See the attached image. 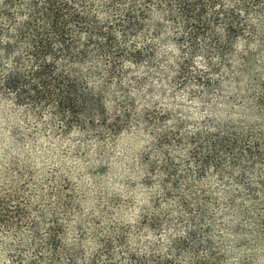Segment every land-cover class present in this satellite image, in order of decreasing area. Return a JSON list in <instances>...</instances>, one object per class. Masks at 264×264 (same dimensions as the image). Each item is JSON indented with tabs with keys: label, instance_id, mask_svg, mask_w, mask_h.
Here are the masks:
<instances>
[{
	"label": "trees",
	"instance_id": "1",
	"mask_svg": "<svg viewBox=\"0 0 264 264\" xmlns=\"http://www.w3.org/2000/svg\"><path fill=\"white\" fill-rule=\"evenodd\" d=\"M180 92L232 109L182 131ZM0 101L41 148L0 170V264H264V0H0ZM133 130L148 197L86 206L77 167Z\"/></svg>",
	"mask_w": 264,
	"mask_h": 264
},
{
	"label": "rangeland",
	"instance_id": "2",
	"mask_svg": "<svg viewBox=\"0 0 264 264\" xmlns=\"http://www.w3.org/2000/svg\"><path fill=\"white\" fill-rule=\"evenodd\" d=\"M187 92L177 93L174 99L169 96L154 97V100L172 104L174 121L182 128V131L191 130L206 115L218 118L226 115L232 109V104L227 96L226 102L211 99L209 106H206L201 99H193ZM171 97V98H172ZM170 124V122H169ZM23 116L19 110H15L10 104L0 101V170L6 167L12 157L23 164V154L35 152L41 148L36 143L23 142ZM76 140H67L65 143H53L44 139L43 145L48 150L60 146L63 149H70ZM52 145V146H50ZM91 152L94 146L90 145ZM157 147L153 143L152 135L144 130H133L118 139L104 149L105 157L100 161L97 154H93L90 160H82L77 167V172L73 175L74 181L78 182L80 190L87 194L86 206L95 205L100 196L104 198L117 197L122 203L132 202L135 207L127 209V218H134L137 214V206L144 203L149 191L142 186L143 174L140 171V163L146 152L158 157ZM169 156H174L177 160L185 158V152L180 147H171ZM31 166L38 170H48L58 163L56 160L43 157H34L28 160ZM67 167L73 166L68 160ZM126 207V204H122ZM228 222V220H225ZM225 240H251L246 232L237 236L233 231H228ZM264 240V239H263Z\"/></svg>",
	"mask_w": 264,
	"mask_h": 264
}]
</instances>
